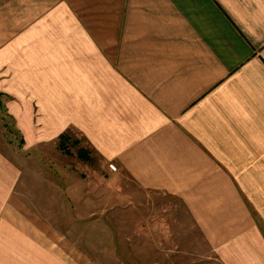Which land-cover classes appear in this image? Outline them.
Here are the masks:
<instances>
[{"label":"crops","instance_id":"0c3cea01","mask_svg":"<svg viewBox=\"0 0 264 264\" xmlns=\"http://www.w3.org/2000/svg\"><path fill=\"white\" fill-rule=\"evenodd\" d=\"M161 201L264 264V0H0V264H112Z\"/></svg>","mask_w":264,"mask_h":264},{"label":"rangeland","instance_id":"374dc122","mask_svg":"<svg viewBox=\"0 0 264 264\" xmlns=\"http://www.w3.org/2000/svg\"><path fill=\"white\" fill-rule=\"evenodd\" d=\"M6 133L8 139L16 136V131L9 127ZM20 138L19 136L17 140L19 141ZM181 210L176 205L174 207L171 203L161 201L154 210L147 211L151 212L150 219L146 214L138 221L137 215V220L134 221L136 224L119 225L118 233L110 224L102 226L100 230L102 241L98 240L96 244L98 247L102 246L113 251L110 253L112 264H212L213 262H208L206 254L198 252L200 243L190 241L192 226L188 224L189 221L185 219V214ZM155 214L163 223L158 224L159 220L152 221ZM177 216L180 219H177ZM160 233L162 236L165 235L168 241H159L158 238L162 237ZM116 237L119 241L112 240L117 239ZM182 240H184L183 246H181ZM197 255L201 259H198Z\"/></svg>","mask_w":264,"mask_h":264},{"label":"built area","instance_id":"2783aa9c","mask_svg":"<svg viewBox=\"0 0 264 264\" xmlns=\"http://www.w3.org/2000/svg\"><path fill=\"white\" fill-rule=\"evenodd\" d=\"M108 168L112 171H115L116 170V167L113 165V164H109L108 165Z\"/></svg>","mask_w":264,"mask_h":264},{"label":"trees","instance_id":"16d2710c","mask_svg":"<svg viewBox=\"0 0 264 264\" xmlns=\"http://www.w3.org/2000/svg\"><path fill=\"white\" fill-rule=\"evenodd\" d=\"M64 139V137H61V144H60V147H61V149L63 148V149H65L64 147H63V140ZM82 156V158H85L83 155H81Z\"/></svg>","mask_w":264,"mask_h":264}]
</instances>
